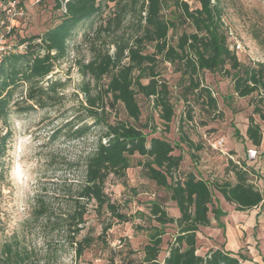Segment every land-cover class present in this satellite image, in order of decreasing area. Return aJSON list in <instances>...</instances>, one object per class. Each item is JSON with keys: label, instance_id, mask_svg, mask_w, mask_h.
<instances>
[{"label": "rangeland", "instance_id": "rangeland-1", "mask_svg": "<svg viewBox=\"0 0 264 264\" xmlns=\"http://www.w3.org/2000/svg\"><path fill=\"white\" fill-rule=\"evenodd\" d=\"M120 1L105 3L101 14L94 18L93 26L85 21L74 28L66 55L56 60L50 75L52 80L60 79L63 86L42 95L41 104H35L25 97L27 85H20L13 95L14 105L8 121L0 125L3 134L9 132L5 153L0 160V252L7 243L18 246L27 254L26 264H141L143 248L149 242L153 226L157 225L149 218L151 203H163L174 217L180 214L170 199L169 190L145 177L138 164L144 158L136 155L132 157L133 166L127 170L125 178L111 174L105 184L111 200L132 219L118 221L106 209L99 214L95 201L82 200L87 207L86 222L77 238L90 233L95 241L83 255L77 256L66 238L67 221L63 219L75 208V198L84 181L85 160L104 132L103 125L97 124L84 108L87 104L82 86L89 83L92 94L104 96L108 102L105 103L106 115L111 122L128 119L121 104L115 108L109 105L111 99L103 92L108 77L97 81L91 75L85 76L80 69L82 63L89 62L98 52L112 54L115 50L113 42L119 40L117 34L124 39L135 34L136 20L129 17L116 33L112 30L98 32L101 24L107 26L113 20ZM176 1L168 0V14L172 15L170 11L178 13ZM186 1L193 8L198 6L196 0ZM217 1L223 10L222 20L229 45L238 58L246 64L264 63V0ZM54 5V0H16L3 6L5 25L0 35V57L6 51L25 49V45H16L17 35L41 34L56 24L62 10L55 9ZM86 30L92 32L91 41L84 40ZM10 31L12 34L7 35ZM237 44L241 45L240 49L236 48ZM149 50L153 51V48L149 47ZM159 69L171 89V101L175 107L169 128L166 129L152 98L141 94L138 95L141 116L137 122L131 120L143 128L148 139L164 136L176 146L175 154H182L184 158L181 173L195 172L213 181H234V174L228 169L229 158L215 150L210 142L215 137H224L226 150L236 159L245 161L247 147L252 145L245 137L249 116L253 115L264 129V119L253 114L251 97H239L233 90L231 78L205 71L201 76L203 83L211 87L218 103V110L214 112L192 94L189 100L185 99L184 81L174 66L161 63ZM40 85L46 86V79ZM260 107L264 114V101ZM82 125L87 126L86 133L82 136L73 134ZM182 136H187L194 144H201L202 149L189 147L182 141ZM263 147L264 142L260 150ZM261 159L260 156L257 162L251 161L255 170L260 168ZM219 195L215 190V206ZM38 198L49 207L51 221L36 215ZM107 224H111V228L105 236L106 242H103L104 238L97 237ZM164 228L159 255L162 261L177 235L175 224H167ZM197 240L198 252H207L205 239L200 236Z\"/></svg>", "mask_w": 264, "mask_h": 264}, {"label": "trees", "instance_id": "trees-1", "mask_svg": "<svg viewBox=\"0 0 264 264\" xmlns=\"http://www.w3.org/2000/svg\"><path fill=\"white\" fill-rule=\"evenodd\" d=\"M15 1L0 0V35L5 25L3 6ZM54 1V8L62 10L58 22L41 34L17 35L16 45H25V49L6 51L0 57V125L7 123L14 105L13 95L20 85H27L25 97L35 104H41L42 95L63 86L60 79L52 80L50 75L56 60L66 55L74 28L85 21L93 26V20L101 14L104 4L112 0ZM196 1L198 6L193 8L188 1L177 0L178 13L170 11V15L167 13L168 0H122L118 3L119 11L113 20L107 26L101 24L98 27V32L112 30L116 33L128 17L135 19L137 25L135 34L129 39L117 34L119 40L113 42L115 50L112 54L108 51L98 52L93 59L80 66L85 76L91 75L97 81L108 77L103 92L111 99L109 105L115 108L121 104L128 119L111 122L106 115L105 103L108 102L104 96L92 94L89 83L82 86L87 104L84 108L97 124L103 125L104 132L85 160L84 181L77 192L75 208L63 219L67 221L66 238L77 256L83 255L95 241L90 233L77 238L86 222L87 207L82 204V200L95 201L99 214L106 209L118 221L132 219L111 200L105 191V184L111 174L125 178L127 170L133 166L132 157L138 155L144 158L138 164L145 177L169 190L170 199L175 202L180 213L174 217L163 203H151L149 218L157 225L153 226L154 230L149 234V242L143 248L140 263L241 264L238 257L221 248H210L205 255L198 254L197 233L200 227L210 226L211 212L216 218L224 213L214 205L215 190L226 201L234 203L238 210H248L261 204L262 192L252 182V174L260 175V169L255 170L247 160L241 161L242 166H239L229 158L228 169L233 172L234 181H213L195 172L181 173L184 158L182 154H175L176 146L164 136L148 139L143 128L135 123L141 116L139 94L152 98L154 106L160 110V118L166 129L173 120L175 107L171 101V89L161 76V63H170L175 71L181 73L186 100L192 94L208 110L217 111V99L211 87L203 83L201 76L205 71L220 73L231 78L233 90L239 97H251L253 114L264 119L260 107L264 101V63L246 64L238 58L236 51L229 45L222 20L223 10L217 0ZM113 21L114 26L111 27ZM11 31L13 33V28ZM11 31L7 35H11ZM91 34L86 30L84 40L91 41ZM44 79L47 81L46 86L40 85ZM86 129V125L78 126L73 134L82 136ZM2 131L0 126V160L9 138V132L3 134ZM245 137L257 148L258 158L254 161L257 162L260 156L263 158L264 147L260 148L263 146L264 129L253 115L249 116ZM181 138L189 147L202 149L201 144H194L187 136ZM38 201L36 215L51 221L49 207L41 198ZM167 224L177 226V235L162 261L159 255L165 234L164 226ZM109 228L111 224L105 225L97 239L104 238L103 242H106ZM26 256L24 249L7 243L0 252V264H26Z\"/></svg>", "mask_w": 264, "mask_h": 264}, {"label": "crops", "instance_id": "crops-1", "mask_svg": "<svg viewBox=\"0 0 264 264\" xmlns=\"http://www.w3.org/2000/svg\"><path fill=\"white\" fill-rule=\"evenodd\" d=\"M259 163L261 171L264 159ZM248 164L251 162L248 161ZM261 182L264 183L263 180ZM216 207L224 213L219 218L213 212L212 216L210 213V226L200 227L197 233V239L200 236L202 240L205 239V251L221 248L238 257L241 264H264V203L248 210H238L234 203L226 201L220 194L216 199ZM207 252L199 253L197 248L200 255Z\"/></svg>", "mask_w": 264, "mask_h": 264}, {"label": "built area", "instance_id": "built-area-1", "mask_svg": "<svg viewBox=\"0 0 264 264\" xmlns=\"http://www.w3.org/2000/svg\"><path fill=\"white\" fill-rule=\"evenodd\" d=\"M237 49L241 48L240 44L236 45ZM226 139L224 137H218L217 139L213 140L210 144L215 150H219L225 155H227L228 158L232 159L235 163H237L239 166H242V162L239 159H236L233 154L229 152V150H226L225 148ZM263 159H264V150L262 151ZM258 158V151L257 148L254 146H251L247 148L246 150V159L247 161H255ZM253 179L252 182L258 187V189L262 192L263 199L262 203H264V183L261 181H264V167L261 168V174H252ZM260 204V205H261ZM259 205V206H260Z\"/></svg>", "mask_w": 264, "mask_h": 264}]
</instances>
